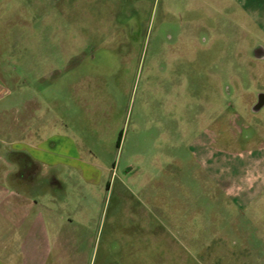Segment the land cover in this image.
I'll use <instances>...</instances> for the list:
<instances>
[{
	"label": "rangeland",
	"instance_id": "obj_1",
	"mask_svg": "<svg viewBox=\"0 0 264 264\" xmlns=\"http://www.w3.org/2000/svg\"><path fill=\"white\" fill-rule=\"evenodd\" d=\"M257 40L264 0H0V264H264Z\"/></svg>",
	"mask_w": 264,
	"mask_h": 264
},
{
	"label": "flooded vegetation",
	"instance_id": "obj_2",
	"mask_svg": "<svg viewBox=\"0 0 264 264\" xmlns=\"http://www.w3.org/2000/svg\"><path fill=\"white\" fill-rule=\"evenodd\" d=\"M249 54L255 60H263L264 43L257 40L255 44L250 47ZM257 101L258 98L252 103V111H254L253 107ZM5 157L16 166V168L9 173V182L16 187V190L24 191L27 188L41 189L48 187L56 192L61 190L64 186V184L58 180L59 169H57V167H49L46 169L40 161L36 160L26 151H15L8 148L5 152ZM127 168L126 172L132 171L134 166L129 165Z\"/></svg>",
	"mask_w": 264,
	"mask_h": 264
},
{
	"label": "crops",
	"instance_id": "obj_3",
	"mask_svg": "<svg viewBox=\"0 0 264 264\" xmlns=\"http://www.w3.org/2000/svg\"><path fill=\"white\" fill-rule=\"evenodd\" d=\"M22 117H21V115L20 116H16V123H15V128H14V131L16 132L17 131V128L19 129V131H20V134L22 133V130H23V125H22ZM18 125V126H17ZM20 134L18 133V135L20 136ZM20 138H23V137H21L20 136ZM8 148H10V149H12V150H15V151H26V152H28L30 155H32V157H34L36 160H38V161H40L41 163H46V162H44V161H42L41 159H39V158H37L36 157V155H34V153H33V151L31 150L32 148H33V145H31V144H29V143H25V146H24V144H23V142H17V141H12V140H4L3 141V156L5 157V152H6V150L8 149ZM6 158V157H5ZM10 164L11 165H13V166H15V164H13V163H11L10 162ZM46 164H48V163H46ZM49 167H52L51 165H49L48 167H46V169H48ZM56 167V166H55ZM15 168H16V166H15ZM15 168H12L13 170L15 169ZM12 171V170H11ZM6 174V173H5ZM6 176V175H5ZM58 180H60L64 185H65V183H64V181L61 179V177L58 175ZM7 184L9 185V187L11 188V189H16V187L14 186V185H12L10 182L8 183L7 182ZM12 186H14V188L12 187ZM64 188V186L62 187V189ZM49 191V190H48ZM48 194H52L53 195V192L52 193H49V192H47ZM55 193V192H54ZM21 196V195H20ZM35 197H33L32 199H34ZM27 200V199H26Z\"/></svg>",
	"mask_w": 264,
	"mask_h": 264
},
{
	"label": "water",
	"instance_id": "obj_4",
	"mask_svg": "<svg viewBox=\"0 0 264 264\" xmlns=\"http://www.w3.org/2000/svg\"><path fill=\"white\" fill-rule=\"evenodd\" d=\"M264 105V93L261 92L258 95V101L254 104L253 110L258 111Z\"/></svg>",
	"mask_w": 264,
	"mask_h": 264
}]
</instances>
